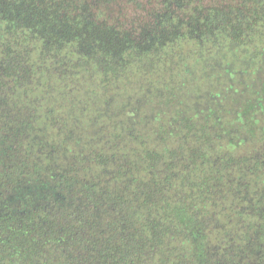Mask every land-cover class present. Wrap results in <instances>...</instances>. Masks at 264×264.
Wrapping results in <instances>:
<instances>
[{"label": "trees", "instance_id": "obj_1", "mask_svg": "<svg viewBox=\"0 0 264 264\" xmlns=\"http://www.w3.org/2000/svg\"><path fill=\"white\" fill-rule=\"evenodd\" d=\"M262 40L264 0H0V264H264V206L245 220L254 235L219 243L198 210L213 179L206 125H180L198 146L150 149L123 94L160 82L166 108L183 43ZM79 117L97 122V142ZM164 119L166 143L180 136Z\"/></svg>", "mask_w": 264, "mask_h": 264}, {"label": "rangeland", "instance_id": "obj_2", "mask_svg": "<svg viewBox=\"0 0 264 264\" xmlns=\"http://www.w3.org/2000/svg\"><path fill=\"white\" fill-rule=\"evenodd\" d=\"M130 4L137 8L135 3ZM259 44L249 48L234 44L209 48L183 43L181 57L163 78L171 82L172 91L177 87L174 95H168L174 101L166 108L159 104L167 94L160 82L151 86L149 81L137 80L124 85L127 90L123 94L133 103L132 118L136 126L144 129L148 148L161 151L168 146L171 150H188L198 146L191 137L194 133L185 136L186 130L180 127L182 122V125L189 123L190 118L196 120L198 129L206 125L205 132L215 136L209 139L212 143L209 161L202 164L213 177L204 185L210 197L208 207L200 206L202 197L198 200L201 207L198 210L211 215L210 234L214 243L220 242L224 232L230 237H239L238 231L243 230L254 235L255 231H249L245 222H261L255 208L260 212V207L264 206V40ZM145 84L149 86L143 90ZM97 100H93V106L99 109L104 101ZM114 100L113 93L108 103L101 107L102 111L108 107L104 115L116 116L115 104L111 105ZM161 109L169 111L164 112L162 119L158 115ZM164 117L168 119L169 129L179 124L180 136L166 143L158 136L163 135L159 126ZM90 119L81 122L80 117L74 119L80 123L81 130H85L88 144L97 142L99 128L97 122ZM116 120L121 122L122 119ZM126 135L130 136L129 132ZM194 186L190 185L184 193L196 192Z\"/></svg>", "mask_w": 264, "mask_h": 264}]
</instances>
